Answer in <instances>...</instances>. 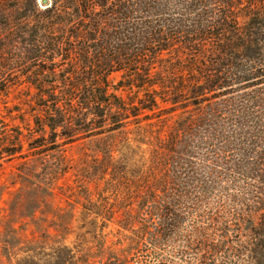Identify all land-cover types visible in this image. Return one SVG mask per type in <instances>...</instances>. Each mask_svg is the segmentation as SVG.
Listing matches in <instances>:
<instances>
[{
    "label": "trees",
    "instance_id": "obj_1",
    "mask_svg": "<svg viewBox=\"0 0 264 264\" xmlns=\"http://www.w3.org/2000/svg\"><path fill=\"white\" fill-rule=\"evenodd\" d=\"M214 5L215 42L179 45L193 58L164 60L176 36L207 29L200 20L188 29L172 16ZM136 14L168 18L148 23L134 21ZM13 63L27 65L21 75H0V95L23 93L29 121L20 127L0 118V166L23 160L14 176L30 213L53 195L34 178L46 153L131 128L133 142L146 140V163L135 176L130 167L117 172L111 150L101 151L105 160L95 174L104 188L96 187L98 199L82 198L75 224L93 244L68 259L72 264H264V147L245 145L243 115L232 122L236 132L229 130L219 100L211 99L227 90L220 86L225 75H264V0H0V72ZM113 73L120 78L110 85ZM110 91L145 92L149 104L141 111L129 94ZM160 91L171 104L177 91L198 101L187 109L154 108ZM163 110L165 117L156 116ZM24 112H17L20 120ZM161 122L162 132L155 128ZM123 142L116 151L128 161L132 144ZM230 147L238 148V159L222 167L233 172L232 181L246 183L226 186L214 200L221 172L212 154ZM109 223L113 230L104 232ZM52 226L60 232L62 223L56 217ZM57 248L51 255L63 249Z\"/></svg>",
    "mask_w": 264,
    "mask_h": 264
},
{
    "label": "rangeland",
    "instance_id": "obj_2",
    "mask_svg": "<svg viewBox=\"0 0 264 264\" xmlns=\"http://www.w3.org/2000/svg\"><path fill=\"white\" fill-rule=\"evenodd\" d=\"M38 2L40 3V0ZM215 8V5L201 7L194 13H185L178 10L172 16V18L180 19L182 23L187 24L186 28L188 29L191 27L189 25H192L197 20H200L207 29L201 36L198 34L176 36V39L171 43L174 48L168 51L169 56L164 57V60H179L182 57L186 59L193 58L195 54L191 53V49L178 51L181 50L179 45L190 48L198 43L211 45L215 42L211 37L212 29L210 28L213 25L212 19ZM164 18L167 19L168 17L144 18L136 14L133 20L141 19L151 23L157 19L163 20ZM169 18L171 19V17ZM187 31L189 33L192 32V30ZM26 65L13 63L9 67L12 68L11 71L0 72V75H21L24 73L21 69H24ZM119 78V73L111 74L109 76L110 85L117 83ZM220 86L225 87L227 90L213 91L212 93H214L215 97L211 99L219 100L218 109L221 111V121H224L229 130H231L234 128L232 122L236 123L240 116L243 115V130L248 136V140H244L245 145L250 148L253 144L256 150L260 146L264 147V75L254 79L237 77L234 80L227 79L225 75V80H222ZM4 92L7 94L0 95V118H3L9 125L25 127V122H21L26 121L28 123L29 116L24 112L27 111V107L24 105L23 93L19 91ZM110 92H115L124 98L133 97V101H139L133 105L137 106L138 109H142L141 111L149 104L146 103L145 92ZM126 95L128 96L126 97ZM158 95L160 97H157L156 103L151 104V106L159 109H166L171 106L176 107V109L180 107H186L187 109L192 103L198 101V98H193L187 93L177 91V93L171 94L176 95L177 99L176 102L171 104V97L165 96L163 91H160ZM20 111L24 112L23 120H20V116L17 114ZM164 111L167 110H163L156 116L164 114L165 117L167 112ZM240 112L243 114L240 115ZM154 119H158V117ZM141 123H146V118ZM161 124L162 122L159 124L160 127L159 125L155 126L156 129L160 128V130L158 129L160 132L164 129ZM133 135L135 134L131 128L128 132H119L91 140L64 144L46 153L44 158L34 165L36 171L34 178L48 184L53 195L48 198V204H45V206L43 205L39 209H33L32 207L31 213V205L24 207V203L21 200L22 196L19 194L20 183L18 178L14 176L18 164L23 160L12 158L8 161H3L0 166V264H72L73 261L68 259H71L74 255L78 257L83 250L86 251L87 248L84 249L85 244L87 243L88 247L93 242L89 235H78L80 232L75 228V224L76 219H78L77 214L81 209L82 198H86V195H88L90 199H98L96 187L104 188L102 187L101 176L95 174L96 165L100 164L101 160H105L101 151L111 150L112 160H117L115 164L117 172L130 167L129 176H135L139 172L138 168L144 167L146 163V140H143L145 144L133 142V139H137L136 135ZM259 135L262 138L261 140ZM126 137L129 143L132 144V152L128 161L119 158V152L116 151V149L121 150L120 144L124 143L123 141ZM113 142L114 144L111 148ZM212 155L214 156L213 159L220 162L217 167H219L221 172L220 182L218 181L217 183L213 199L216 200L218 196H222L223 192L221 193V190H225L226 186L231 189L236 182V188H243L246 183L243 182V178H237L235 182L234 180L232 181L233 172L227 167H222V163L224 164L226 161L233 163L238 159V148L230 147L224 150H217ZM252 158V156H249V159ZM80 184L83 186L81 187ZM29 196L32 197L30 193L27 197ZM56 217L62 223L61 228H59L60 232L54 230L52 226V221L56 220ZM70 220V229L68 230L65 224L70 222ZM108 230H113L111 223H109L104 232ZM43 232H48L49 235L41 237L40 234ZM59 245L63 248L60 249L59 255H51L53 250L58 252L57 247ZM92 252H96V250H92Z\"/></svg>",
    "mask_w": 264,
    "mask_h": 264
},
{
    "label": "water",
    "instance_id": "obj_3",
    "mask_svg": "<svg viewBox=\"0 0 264 264\" xmlns=\"http://www.w3.org/2000/svg\"><path fill=\"white\" fill-rule=\"evenodd\" d=\"M48 1H49V0H40V3H41L42 5H47V4H48Z\"/></svg>",
    "mask_w": 264,
    "mask_h": 264
}]
</instances>
